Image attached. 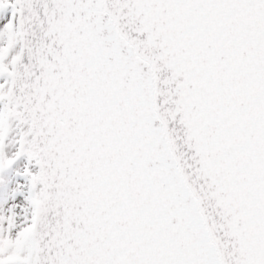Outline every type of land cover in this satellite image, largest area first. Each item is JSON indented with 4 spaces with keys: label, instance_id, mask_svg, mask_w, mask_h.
<instances>
[{
    "label": "snow or ice",
    "instance_id": "snow-or-ice-1",
    "mask_svg": "<svg viewBox=\"0 0 264 264\" xmlns=\"http://www.w3.org/2000/svg\"><path fill=\"white\" fill-rule=\"evenodd\" d=\"M0 264H264V0H0Z\"/></svg>",
    "mask_w": 264,
    "mask_h": 264
}]
</instances>
